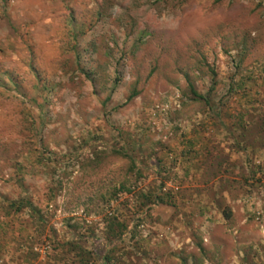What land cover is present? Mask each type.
I'll list each match as a JSON object with an SVG mask.
<instances>
[{"label": "rangeland", "instance_id": "obj_1", "mask_svg": "<svg viewBox=\"0 0 264 264\" xmlns=\"http://www.w3.org/2000/svg\"><path fill=\"white\" fill-rule=\"evenodd\" d=\"M263 71L264 0H0V264H264Z\"/></svg>", "mask_w": 264, "mask_h": 264}, {"label": "trees", "instance_id": "obj_2", "mask_svg": "<svg viewBox=\"0 0 264 264\" xmlns=\"http://www.w3.org/2000/svg\"><path fill=\"white\" fill-rule=\"evenodd\" d=\"M262 73L264 74V71ZM240 85H236V86H238L239 89H241ZM189 92L193 96L194 100L203 101L205 104H207L206 98L204 96H201V95L197 94L190 86H189ZM259 133L261 135L264 134V127L259 128L258 134ZM259 138H260V135H259ZM123 189L124 188L122 186H119L117 190H123ZM140 197L142 198V195H140ZM146 197H147L146 199L142 198V199H144L146 201H143V202L140 203L139 210L142 207L145 208V210H147L148 207H149L147 204H152V205L163 204V200L159 196H155V195H153L151 193H148L146 195ZM14 205H15V207L13 208V212H18L19 210H21L22 208H25V207H31L30 203L28 201H20L18 203L13 204V205L10 204L9 208L13 207ZM225 216H226V218L229 217V212L228 211H227V213H225ZM125 232H126V225H124L123 223H121L118 220H116L115 217H111L109 219L108 223H107L106 242H108L110 245H114L113 242L121 239V237L124 235ZM111 250H112V248L108 249V251H107L108 253H104V254H101L100 256L96 257V258H98L100 260L101 264H108L109 263V260L111 258L109 253H111Z\"/></svg>", "mask_w": 264, "mask_h": 264}]
</instances>
